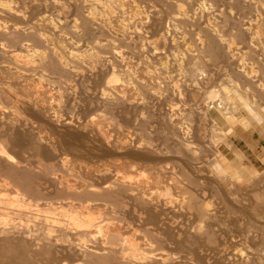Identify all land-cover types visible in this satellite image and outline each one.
I'll list each match as a JSON object with an SVG mask.
<instances>
[{
	"label": "rangeland",
	"instance_id": "rangeland-1",
	"mask_svg": "<svg viewBox=\"0 0 264 264\" xmlns=\"http://www.w3.org/2000/svg\"><path fill=\"white\" fill-rule=\"evenodd\" d=\"M110 1L113 4L116 2ZM133 1L144 10L147 18L144 25H137V28L132 26L128 30L131 38L127 47L115 38L119 16L114 14V20L113 17L110 20L115 29L112 28L108 37L116 46L121 47L124 54L121 63L104 53L102 60L96 63L97 66L94 63L91 68V64L87 62L86 65L80 64V72H86L83 67L90 66L88 74L65 75L63 77L67 80L61 78V81L56 82L58 84L47 80L40 83L36 80L38 73L34 72L32 77L35 73L37 75L34 78L27 76L32 71L27 72L25 81L22 80L24 78L20 81H15L14 78L12 81L13 76L8 78L10 74L1 69V66L8 65V60L0 55V99L3 100H0V145L14 165L32 169L35 176L40 177L36 178L40 181L37 184L43 189L41 197H46V200L38 201L39 209H44L45 201L62 203L65 194L57 195L55 192L64 188L65 184L80 186L86 181V184L92 182L100 189L105 183L112 184L115 173L131 175L130 168L140 173L134 177L139 180L145 195L153 197L151 190H156V181L160 183L163 194L160 201L144 207L132 199H126V208L118 212L112 211L103 201H94L98 204L92 211L97 216L99 214L102 218L106 217L109 224L112 223L116 228L114 232L118 237L111 238L110 228V231L104 228L102 233H106H101L102 236L98 235L93 241L83 237L85 240L81 238V242L65 229L66 217L62 229L58 223L46 222V214L41 211L39 213L33 208L26 211L17 207L13 210V207H8V215L0 216L4 219H0V229L6 231V234L0 232V264H95L96 261L88 256L90 250L103 252L105 246H111L121 256V240H127L128 237L139 243L141 251L148 248L154 250L152 255L157 257L155 261L153 257L154 262L150 260L148 264H264V101H258L253 86L258 80H264L261 63H258L262 37L259 35L260 39L256 37V40H251L249 35L239 38L238 33L244 26L237 16L226 18L227 9L222 0H187L191 19L180 23H174L168 18L161 1V4L158 0ZM45 2L46 0L22 2L26 5L24 14L28 24L37 22L46 10H53ZM127 2L123 8L133 19L137 15L133 12V17L129 7L131 5ZM71 7L64 1L63 22L79 16V12ZM50 10L47 11L48 14L52 13ZM66 22L63 27L66 26L62 27L64 32L61 31L65 36L60 37L61 32H58L56 37L70 50L78 48L79 52H84L85 47H81L79 43L77 47L70 42L75 38L66 29L70 28L67 25L69 21ZM206 23H210L226 42H232L234 56L215 60L205 52L204 44L199 45L205 40ZM26 26L28 27L25 25L24 28ZM16 36L20 41L23 39L22 42L44 49L41 43L25 33ZM0 37L2 47L7 50L15 49V44L12 43V48L5 36ZM148 41L155 43L148 44ZM203 52L206 57L202 56ZM242 64L250 71L247 72L251 75L250 82L239 75ZM113 67L118 71L125 69L123 79L128 83L130 91L127 94L129 100L123 105L109 104L99 99L101 93L107 92L105 81L110 77ZM63 80L64 83H61ZM137 83L147 84L156 95H151L145 89L141 92ZM211 90H216L218 95L212 100L205 99L207 92ZM1 105H4L2 109ZM33 110L35 113L31 112ZM223 113L232 116L226 119ZM96 114L103 119L99 126L90 121L93 116L97 118ZM169 116L172 119L171 129L162 122L163 118ZM92 127H97L96 131ZM100 127L104 128L102 131L105 130V138L101 140H105V143L102 142L104 144L97 136ZM37 132L46 138H43V143L36 137ZM123 135L127 136L126 139ZM15 137L22 139L21 144L17 145L13 141ZM121 139L126 140L125 149L120 147ZM73 142L79 145L78 149L73 146ZM185 143L191 144L189 152L185 149ZM49 152L53 153L50 155ZM3 159L0 158V166L5 164ZM1 173L0 184L3 179L6 182L2 188L3 197L17 194L16 197L21 198L20 189L15 188L11 179H6ZM166 197L173 199L167 205L164 204ZM182 200H185L186 205L181 203ZM194 203H208L210 215L205 218L199 214L193 208Z\"/></svg>",
	"mask_w": 264,
	"mask_h": 264
},
{
	"label": "bare ground",
	"instance_id": "bare-ground-1",
	"mask_svg": "<svg viewBox=\"0 0 264 264\" xmlns=\"http://www.w3.org/2000/svg\"><path fill=\"white\" fill-rule=\"evenodd\" d=\"M64 1H67L69 5H71L74 9L75 12H79L78 17L73 16L74 18L69 17L70 20L67 25H69L70 28V34L75 38V40L70 41L72 45H81V47H85L86 49L84 52H79V49L75 48V50H70L66 46H64V43H61L63 41H60L56 35L57 33L61 32L63 30L64 22L67 23L66 21L63 22V16L62 14L64 13ZM116 1L115 4L111 3L110 0H46L47 5L53 9L49 14L47 13L46 10L44 13H42L41 17L37 22H33L31 24H28L26 22V17L24 14V0H0V36L6 37L5 39H8L11 44H15V49H5L0 45V55L5 57V60L7 59L8 65L1 66V69L5 70L4 72H8L6 74H10L8 78L12 75L13 78L11 79L12 81L14 78L16 79L15 81H20L22 78L23 81H25V76H33L34 72L38 73L39 77L36 79L40 83L42 81L47 80L48 82H59L64 78L63 76L65 75H70L72 74L75 75H82V74H88L93 64L102 60L103 54L107 53L110 54L112 58L115 60H118L119 63H121L123 59V51L121 47H118L114 44L113 40L108 37L110 33H112V24H111V17L116 14L119 16V21L117 23V27L115 30L117 32L115 33L117 40L122 42L123 45L126 47L130 43V36H128V30L131 29L133 26L137 25H144V20L147 18L144 14V10H142L139 5L135 3L133 0H114ZM129 1L131 8V13H135L137 17L133 13V19L132 15H128L129 13L123 8ZM150 1V0H149ZM153 1V0H152ZM157 1V0H156ZM162 2V4L160 3ZM223 5H225L227 9V16L226 18H234L235 16L238 17L239 21H241L244 26L242 27L243 30L239 31L238 37L243 38L245 35H249L248 37L253 40H256V37H259L261 35L262 39V44L261 48L258 52V60L261 63L263 72H264V0H222ZM23 2V3H22ZM45 2V3H46ZM154 2V1H153ZM158 3L162 5V9L166 10V14L168 13V18L174 23L176 22H189L191 19V15L188 14V5H187V0H158ZM221 2V1H220ZM107 3V4H106ZM156 3V2H155ZM154 3V4H155ZM140 4V3H139ZM149 4V2H148ZM149 5L153 7V5ZM157 4V3H156ZM155 4V5H156ZM164 4V7H163ZM214 4V3H213ZM22 5V6H21ZM30 5V4H29ZM46 5V7H47ZM147 5V7L149 6ZM158 5V4H157ZM156 5V6H157ZM31 6H35L32 5ZM30 6V7H31ZM141 6V5H140ZM71 7V8H72ZM194 7V6H193ZM145 8V7H144ZM150 8V7H149ZM154 8V7H153ZM160 8V7H159ZM152 9V8H151ZM158 9V8H157ZM156 9V10H157ZM161 9V8H160ZM154 10V11H156ZM26 11V10H25ZM55 11V12H54ZM163 11V10H162ZM159 12V11H158ZM210 12V11H209ZM128 13V14H127ZM146 13V12H145ZM154 13V12H153ZM157 13V11L155 12ZM70 14V13H69ZM127 16H130L131 20H129ZM196 15V14H194ZM221 15V14H220ZM165 17V16H164ZM196 18V17H195ZM114 20V17H113ZM225 20V19H224ZM227 20V19H226ZM225 20V21H226ZM229 20V19H228ZM28 21V20H27ZM127 21V22H126ZM149 22V21H148ZM227 22V21H226ZM25 25L26 28H24ZM179 25V24H178ZM116 26V25H115ZM140 26V27H141ZM63 27V28H62ZM137 28V27H136ZM144 28V27H143ZM236 28V27H235ZM65 29V31H66ZM10 30V31H8ZM146 30V29H145ZM240 30V29H239ZM254 30V31H253ZM137 31V29H136ZM190 31V30H189ZM204 31H205V40H202L200 44H204L205 52H207L212 58L215 60H218L219 58L223 57H232L234 56L233 53V46L232 42L228 43L224 40V38L218 34L219 32L215 30V28L210 24L206 23L204 25ZM253 31V32H252ZM64 32V30H63ZM115 32V31H114ZM148 32V31H147ZM218 32V33H217ZM24 33L30 37L31 39L41 43V45L44 46V49H39L35 46H32L31 43L29 44L28 42H22L23 39L20 41L18 37L16 36L21 35ZM134 33V32H133ZM195 33V32H194ZM139 34V33H138ZM253 34V35H252ZM70 35V36H71ZM204 35V34H203ZM252 35V37H251ZM258 35V36H256ZM64 33H60V37H64ZM68 36V35H67ZM23 37V36H22ZM21 37V38H22ZM26 37V36H25ZM24 37V39H25ZM26 37V38H28ZM59 37V38H60ZM73 37H70L73 39ZM139 37V36H138ZM163 37V36H162ZM161 37V38H162ZM1 38V37H0ZM20 38V37H19ZM2 39V38H1ZM157 39V38H156ZM196 39V38H195ZM202 39V38H201ZM7 40V41H8ZM29 40V39H28ZM160 40V39H159ZM200 40V38H199ZM250 40V41H251ZM6 41V42H7ZM25 41V40H24ZM158 41V40H156ZM5 42V41H4ZM82 42V43H80ZM1 43V42H0ZM8 43V42H7ZM79 43V44H77ZM155 43L154 41H148V44H153ZM12 44V48L13 47ZM38 44V43H37ZM69 45V43H68ZM122 46V45H121ZM17 47V48H16ZM39 47V46H38ZM72 47V46H71ZM78 47V46H77ZM80 47V46H79ZM4 48V49H3ZM9 48V47H7ZM42 48V47H41ZM202 51V49L200 50ZM257 52V51H256ZM204 55V52L201 53ZM199 56V55H198ZM201 56V57H202ZM107 57V55H106ZM179 57V56H178ZM197 57V58H201ZM206 57V56H205ZM204 57V58H205ZM203 58V59H204ZM242 58V57H241ZM111 59V58H110ZM202 59V58H201ZM230 59V58H229ZM228 59V60H229ZM4 60V61H5ZM3 61V60H2ZM3 61V62H4ZM108 61V60H107ZM242 61V60H241ZM84 62V63H83ZM87 62L88 64H91V68L89 69V65H87L85 71L86 72H80L81 65L85 64ZM103 63V61H102ZM81 64V65H80ZM114 64V63H113ZM118 64V63H117ZM252 64V63H251ZM3 65V64H2ZM98 65V64H97ZM96 65V66H97ZM101 65V64H100ZM128 65V64H127ZM114 66V65H113ZM120 66V65H119ZM88 67V68H87ZM106 67V66H105ZM110 67V66H109ZM122 67V66H121ZM82 68V69H83ZM251 68V67H250ZM118 69V68H117ZM261 69V68H260ZM93 70V69H92ZM125 70V69H124ZM124 70H115L114 67L112 68L111 75L108 78L106 82V89L107 92L101 93L102 95L100 96L99 99H101L103 102H108L109 104H125L129 100L128 97V92L129 90V85L127 82L124 81L123 76H124ZM252 71V70H251ZM250 72L246 69L244 64L241 65V69L239 70V75L242 76L245 80H250L251 75H249ZM32 73V74H31ZM35 73L34 77H37ZM31 74V75H30ZM129 74V73H128ZM127 74V75H128ZM135 74V73H134ZM144 74V73H143ZM181 74V73H180ZM238 74V73H237ZM236 74V75H237ZM3 75V74H2ZM185 75V74H184ZM253 76V75H252ZM2 77V76H1ZM32 77V78H34ZM82 77V76H81ZM93 77V76H92ZM127 77V76H126ZM130 77V76H129ZM170 77V76H169ZM31 78V79H32ZM125 78V77H124ZM168 78V77H167ZM241 78V79H242ZM4 79V78H3ZM66 79V77L64 78ZM137 79V78H136ZM169 79V78H168ZM231 79V78H230ZM233 79V78H232ZM67 80V79H66ZM138 80V79H137ZM30 81V80H29ZM65 80H63L64 83ZM121 81V83H119ZM203 81V80H202ZM47 82V83H48ZM50 82V83H51ZM67 82V81H66ZM131 82V81H129ZM140 82V81H139ZM250 82V81H249ZM5 83V82H4ZM16 83V82H15ZM26 83V82H25ZM39 83V85H40ZM60 83V84H61ZM120 84V86L118 85ZM208 83V82H207ZM58 84V83H56ZM71 84V83H70ZM11 85V84H10ZM9 85V86H10ZM16 85V84H14ZM19 85V84H18ZM63 85V84H62ZM68 85V84H67ZM72 85V84H71ZM89 85V84H88ZM118 85V87H117ZM138 88L140 86L141 92L143 89H145L147 92L150 91L151 95H156L154 92L151 91V88L147 86V84L144 85V83H137ZM29 86V85H28ZM41 86V85H40ZM60 86V85H58ZM178 86V85H177ZM176 86V87H177ZM254 86V94L256 98L259 100L264 101V80L257 81ZM2 87V86H1ZM34 87V86H33ZM120 87V88H119ZM27 88V87H26ZM41 88V87H40ZM251 88V87H250ZM132 89V88H131ZM246 89V88H245ZM2 90V89H1ZM104 90V89H103ZM4 91V90H3ZM54 91V90H53ZM82 91V90H81ZM85 91V90H84ZM88 91V90H86ZM249 91V90H248ZM38 92V90H37ZM44 92V91H43ZM244 92V91H241ZM253 92V91H252ZM8 93V92H7ZM86 93V92H85ZM144 93V92H143ZM247 93V92H246ZM4 94V93H3ZM46 94V93H45ZM50 94V93H49ZM25 95V94H23ZM70 95V94H69ZM79 95V94H78ZM84 95V94H83ZM134 95V94H133ZM168 95V94H167ZM218 95V92L216 90H211L207 92L206 98L212 100ZM9 96V95H8ZM11 96V94H10ZM92 96V95H91ZM244 96V95H243ZM21 97V96H20ZM45 97V96H44ZM252 97V96H251ZM5 98V97H4ZM13 98V97H12ZM11 98V99H12ZM23 98V97H22ZM230 98V97H229ZM251 99V98H250ZM2 100V99H0ZM24 100V99H23ZM32 100V99H31ZM142 100V99H141ZM146 100V99H145ZM248 100V99H246ZM3 101V100H2ZM30 101V100H29ZM249 101V100H248ZM15 102V101H13ZM54 102V101H53ZM141 102V101H140ZM220 102V101H219ZM1 103V102H0ZM24 103V102H23ZM26 103V102H25ZM135 103V102H134ZM156 103V102H155ZM228 103V101H227ZM60 104V103H59ZM63 104V103H62ZM61 104V105H62ZM209 104V103H208ZM21 105V104H19ZM93 105V104H92ZM103 105V104H102ZM4 106V105H3ZM1 105V109L3 107ZM115 106V105H114ZM113 106V107H114ZM14 107V106H13ZM18 107V106H17ZM30 107V106H29ZM48 107V106H47ZM60 107V106H59ZM105 107V105H104ZM117 107V106H116ZM115 107V108H116ZM5 108V107H4ZM28 108V106H27ZM42 108V107H41ZM109 108V107H108ZM13 109V108H12ZM39 109V108H38ZM47 109H50L49 107ZM52 109V108H51ZM110 109V108H109ZM172 109V108H171ZM4 110V109H3ZM7 110V109H6ZM16 110V109H15ZM29 110V108H28ZM173 110V109H172ZM42 111V110H41ZM112 111V110H111ZM20 112V111H19ZM32 113L34 112L31 111ZM37 112V111H36ZM56 112V111H54ZM35 113V112H34ZM107 113V112H106ZM111 113V112H110ZM98 114V113H97ZM96 117L93 116L91 117L90 121L91 123H97L99 126L100 123L103 122V119L100 117V115H97ZM103 114V113H102ZM108 114V113H107ZM228 113H223V116L225 115L226 119H229L230 115H227ZM41 115V114H40ZM56 115V114H55ZM105 115V114H104ZM221 115V114H220ZM36 116V115H35ZM109 116V115H108ZM107 117V116H106ZM203 117V116H202ZM57 118H60L58 116ZM72 118V117H71ZM193 118V117H192ZM48 119V118H47ZM50 119V118H49ZM261 120L263 118H260ZM40 120V119H39ZM60 120V119H59ZM116 120V119H115ZM148 120V119H147ZM152 120V119H151ZM29 121V120H28ZM46 121V120H45ZM58 121V120H57ZM139 121V120H138ZM39 122V121H38ZM44 122V121H43ZM55 122V121H54ZM53 122V123H54ZM117 122V121H116ZM162 122L167 125L170 129L173 127L172 126V119L171 117L163 118ZM262 122V121H261ZM21 123V122H20ZM27 123V122H26ZM46 123V122H45ZM52 123V122H50ZM141 123V121H140ZM201 123V122H200ZM111 124V123H108ZM118 124V123H117ZM259 124V123H258ZM262 124V123H261ZM27 125V124H26ZM49 125V124H48ZM95 125V124H94ZM16 126V125H15ZM108 126V125H107ZM115 126V125H114ZM55 127V126H54ZM72 127V126H71ZM130 127V126H128ZM93 128V127H92ZM95 128V127H94ZM93 128V129H94ZM97 128V127H96ZM95 128V131H96ZM126 128V127H125ZM206 128V127H205ZM90 129V128H89ZM104 129V128H102ZM101 127L99 128V134L97 135L99 137V140L101 141L102 139L105 138L103 130L102 131ZM134 129V128H133ZM153 130V129H152ZM182 130V129H181ZM19 131V130H18ZM85 131V130H84ZM91 131V130H90ZM176 132V131H175ZM188 132V131H187ZM14 133V132H12ZM17 133V132H16ZM38 133V132H37ZM85 133V132H84ZM97 133V132H95ZM94 133V134H95ZM106 133V132H105ZM168 133V132H167ZM20 134V132H19ZM41 134V133H40ZM39 133L36 134V137L38 138L39 141H44L43 135L41 136ZM124 134V133H123ZM15 135V134H14ZM17 135V134H16ZM171 135V134H170ZM35 136V135H34ZM92 136V135H91ZM22 137V136H20ZM96 137V136H95ZM111 137V136H110ZM127 136L123 135V138ZM14 138V137H13ZM23 138V137H22ZM44 138V139H43ZM84 138V137H83ZM107 138V137H106ZM122 138V139H123ZM24 139V138H23ZM36 139V138H35ZM89 139V138H88ZM98 139V138H96ZM120 143V147H123L124 149L127 147L126 143V138L124 139L125 141H122ZM22 140V139H21ZM21 140L19 137H15L13 140L17 145L21 144ZM112 140V139H111ZM5 141V140H4ZM29 141V140H28ZM36 141V140H35ZM80 141V140H79ZM105 143V140H103ZM101 141V143L103 142ZM120 141V139H119ZM118 141V142H119ZM165 141V140H164ZM26 142V141H25ZM37 142V141H36ZM63 142V140H62ZM13 143V142H12ZM24 143V142H23ZM69 143V142H68ZM67 143V144H68ZM72 143V142H70ZM69 143V144H70ZM74 143V142H73ZM102 143V144H104ZM129 143V142H128ZM49 144V143H48ZM68 144V145H69ZM75 144V143H74ZM164 144V143H163ZM180 144V143H179ZM186 144V143H185ZM27 145V144H26ZM100 145V144H99ZM191 145V144H190ZM190 145L187 143L185 145V149L189 152L190 150ZM24 146V145H23ZM50 146V145H49ZM71 146V145H69ZM68 146V147H69ZM75 148L79 147V145H73ZM102 146V145H101ZM183 146V145H182ZM181 146V147H182ZM18 147V146H17ZM119 147V146H118ZM130 147V146H129ZM19 148V147H18ZM22 148V147H21ZM73 148V147H71ZM71 148H69L71 150ZM105 148V147H103ZM122 148V149H123ZM56 149V148H55ZM78 149V148H77ZM74 150V149H73ZM98 150V149H97ZM201 150V149H200ZM211 150V149H210ZM102 151V150H101ZM137 151V150H136ZM167 151V150H166ZM182 151V150H181ZM42 152V151H41ZM46 152V151H45ZM47 153V152H46ZM50 153V152H49ZM53 153V152H52ZM50 153V155L52 154ZM109 153V152H108ZM138 153V152H137ZM119 154V153H118ZM139 154V153H138ZM46 155V154H45ZM92 155V154H91ZM97 155V154H96ZM107 155V154H106ZM111 155V154H110ZM109 155V156H110ZM0 156L3 157L5 160V164H1L0 166V172L4 176H6V179H11L10 181L13 183V186L18 189H20L21 192V198L16 197L13 194L11 197H3L4 194L2 189L5 185L6 182L3 179L2 184H0V216H6L8 215L7 209L8 207H17V208H24L27 209H34L36 211H41L45 213L46 215L44 216V220L49 223L53 224H59L60 228L64 229V217L67 218L66 221V228L79 242H81V238H89V240L93 241L99 237L98 235H101L102 231L104 228L107 230H111L109 233L111 238H114L117 236L115 233L116 231L114 229L113 224L108 222V219L106 217L102 218L96 215L95 211L93 212L92 209H95L97 207L96 203L98 201H103L109 207H111L112 211H123L124 209V201L126 199H132L136 201L138 204L148 207L151 206L154 201L158 202L161 199V195H163L160 191L162 188L159 186V182L156 181L157 187L156 190H151L152 196H148L147 194L145 195V191L142 190L141 184L139 180H136V176L140 173L134 169L130 168L129 173L131 175H122L119 173H115V178L112 184H108L105 186L101 185L102 187L99 189L97 186H94V184H84L79 185H69L65 184L64 188H61V190H57V195L59 194H65L64 200L61 203L60 201L53 202V201H45L46 197L42 198L41 196V186L39 188L37 182L38 179L40 178L39 176H35V173L29 169L25 168H20L18 165H14L12 163L11 157L4 151L3 147L0 145ZM49 156V155H47ZM84 156V155H83ZM112 156V155H111ZM0 157V158H1ZM94 157V156H93ZM99 157V156H98ZM193 158V157H192ZM172 159V158H171ZM152 160V159H151ZM18 161V160H17ZM127 161V160H126ZM172 161V160H171ZM1 162V161H0ZM3 162V161H2ZM15 163V161H13ZM121 162V161H120ZM194 162V161H193ZM113 163V162H112ZM17 164V163H16ZM43 165V164H42ZM63 165V163H62ZM80 166V165H79ZM120 166V165H119ZM128 166V165H127ZM126 166V168H128ZM130 166V165H129ZM32 167V166H31ZM90 167V166H89ZM220 167V166H219ZM34 168V167H33ZM92 168V166H91ZM97 168V167H96ZM188 168V167H187ZM67 169V168H66ZM107 169V168H106ZM105 169V170H106ZM162 169V168H161ZM164 169V168H163ZM47 170V169H46ZM88 170V168H87ZM92 170V169H91ZM183 170V169H182ZM45 171V170H44ZM103 171V170H102ZM110 171V170H108ZM122 171V170H121ZM188 171V170H187ZM97 172V171H96ZM101 172V171H99ZM106 172V171H105ZM120 172V170H119ZM182 172V171H181ZM104 173V172H103ZM209 173V172H208ZM237 173V172H236ZM37 174V173H36ZM44 174V173H43ZM42 174V175H43ZM105 174V173H104ZM111 174V173H110ZM126 174V173H125ZM191 174V173H190ZM48 175V174H46ZM45 175V176H46ZM72 175V174H71ZM103 175V174H102ZM2 176V175H0ZM106 176V174H105ZM135 176V177H134ZM158 176V175H157ZM168 176V175H167ZM52 177V176H51ZM223 177V176H222ZM264 177V176H263ZM38 178V179H36ZM94 178V177H93ZM162 178V177H161ZM176 178V177H174ZM188 178V177H187ZM2 179V178H1ZM64 179V178H63ZM193 181V178H191ZM37 180V181H36ZM44 180V179H43ZM50 181V179L48 178ZM47 180V181H48ZM57 180V179H55ZM81 180V179H80ZM99 180V179H97ZM1 181V180H0ZM53 181V180H52ZM40 182V181H39ZM38 182V183H39ZM58 182V181H57ZM162 182V181H161ZM171 182V181H170ZM214 182V181H213ZM9 183V182H8ZM50 183V182H49ZM62 183V182H61ZM60 183V184H61ZM192 184V182H190ZM54 184V183H53ZM59 184V187H60ZM215 184V183H214ZM40 185V184H39ZM64 185V184H63ZM62 185V186H63ZM197 185V184H196ZM43 186V185H42ZM222 186V185H221ZM7 187V186H6ZM147 187V186H146ZM47 188V187H45ZM150 188V187H149ZM182 188V187H181ZM221 188V187H220ZM58 189V188H57ZM177 189V188H176ZM16 190V189H15ZM242 190V189H241ZM10 191V190H9ZM19 192V193H20ZM44 193V192H43ZM166 193V192H163ZM8 194V193H7ZM150 194V195H151ZM195 194V193H194ZM45 195V193H44ZM52 195V194H51ZM166 195V194H165ZM184 195V193H183ZM50 196V195H49ZM67 196V197H66ZM168 196V195H167ZM186 196V195H185ZM264 196V195H263ZM262 196V197H263ZM169 197V196H168ZM166 197L164 199V204L167 205L170 200H173L171 198ZM171 197V196H170ZM194 197V196H193ZM192 197V198H193ZM49 198V197H48ZM191 198V197H190ZM189 198V199H190ZM255 198V197H254ZM41 199H45V204H44V209H39V204L38 201ZM50 199V198H49ZM195 199V197L193 198ZM53 200V199H52ZM97 201V202H94ZM193 201V200H192ZM223 201V200H222ZM41 202V201H40ZM39 202V203H40ZM195 202V200H194ZM197 202V201H196ZM42 203V202H41ZM163 203V202H162ZM182 204L186 202L185 200L181 201ZM224 203V202H223ZM235 203V202H234ZM261 203V202H260ZM259 203V204H260ZM43 204V203H42ZM98 204V203H97ZM190 204V203H189ZM204 204V203H202ZM201 203H194L193 208L195 211H197L199 214L203 215L205 218L210 215V208L207 204L202 205ZM105 205V204H104ZM106 205V206H107ZM154 205V204H153ZM191 205V204H190ZM236 205V204H235ZM234 205V206H235ZM164 206V205H163ZM188 206V205H187ZM256 206H258L256 204ZM100 207V206H99ZM98 207V208H99ZM128 207V206H127ZM192 207V206H191ZM16 210H19L17 209ZM126 208V207H125ZM192 208V209H193ZM10 209V208H9ZM22 209V210H24ZM255 210V208H254ZM253 210V211H254ZM107 211V210H106ZM256 211V210H255ZM254 211V212H255ZM260 211V210H259ZM35 212V213H38ZM98 212V211H97ZM102 212V211H100ZM110 212V211H109ZM115 212V213H117ZM33 213V214H35ZM40 213V212H39ZM99 213V212H98ZM104 213V212H103ZM121 213V212H120ZM191 213V212H190ZM196 213V212H195ZM234 213V212H233ZM252 213V212H251ZM102 214V213H101ZM123 214V213H122ZM140 214V213H139ZM255 214V213H254ZM11 215V214H10ZM16 215V214H15ZM14 215V216H15ZM38 215V214H37ZM44 215V214H43ZM107 215V214H106ZM111 215V214H110ZM261 215V214H260ZM57 216V217H56ZM108 216V215H107ZM123 216V215H121ZM256 216V215H255ZM120 217V215H119ZM144 217V216H143ZM35 218V217H34ZM37 218V217H36ZM252 218V217H250ZM2 219V218H0ZM119 219V218H118ZM4 220V219H2ZM26 220V219H25ZM203 220V219H202ZM201 220V221H202ZM262 220V219H261ZM37 221V220H36ZM119 221V220H118ZM1 223V222H0ZM5 223V222H4ZM63 223V224H62ZM262 224V222H260ZM6 224V223H5ZM22 224V223H21ZM112 224V225H111ZM121 224V223H120ZM15 225V224H14ZM18 225V224H17ZM24 225V224H22ZM2 227V225H0ZM5 226V225H4ZM56 226V225H55ZM63 226V227H62ZM125 226V225H124ZM131 226V225H130ZM117 227V226H116ZM203 227V226H202ZM16 228V227H15ZM20 228V227H19ZM119 227H117L118 229ZM198 228V227H197ZM22 229V228H20ZM49 229V228H48ZM121 229V228H119ZM228 229V228H227ZM14 230V229H13ZM51 230V229H50ZM49 230V232H50ZM109 230V231H110ZM3 230L0 229V232ZM54 231V230H53ZM115 231V232H114ZM143 231V230H142ZM4 232V231H3ZM34 232V231H33ZM105 232V231H104ZM103 232V233H104ZM108 232V231H107ZM134 232V231H133ZM205 232V231H204ZM6 234V231L4 232ZM12 233H14L12 231ZM51 233V232H50ZM102 233V234H103ZM106 233V232H105ZM250 233V232H249ZM53 234V233H52ZM51 234V236H52ZM151 234V233H150ZM14 235V234H13ZM46 235V234H45ZM50 235V234H49ZM64 235V234H63ZM108 236V234H106ZM105 235V236H106ZM119 235V234H118ZM135 235V234H134ZM69 236V235H68ZM102 236V235H101ZM121 236V233H120ZM211 236V235H210ZM48 237V236H47ZM118 237V236H117ZM123 237V236H121ZM132 237V235H131ZM190 237V236H189ZM44 238V237H43ZM49 238V237H48ZM67 239V237H65ZM85 238V239H86ZM167 238V237H166ZM211 238V237H210ZM63 239V238H62ZM83 239V240H85ZM105 239V238H104ZM110 240V237L108 238ZM116 239V238H115ZM132 239V238H131ZM130 237L128 239H122L121 242L123 241L121 246V256H118L116 254V248H113L111 246H103L104 250L103 252H99L97 250L95 251H89V257L96 263L99 264H148V261H152L153 256V251L152 249L148 248V250L141 251V247L138 246L136 241L131 240ZM65 240V239H64ZM70 240V238H69ZM82 240V241H83ZM120 240V237L119 239ZM264 240V239H263ZM262 240V241H263ZM112 241V240H110ZM88 242V241H87ZM114 242V241H113ZM212 242V241H211ZM63 243V242H62ZM76 243V242H75ZM78 243V241H77ZM90 243V242H89ZM103 243V242H102ZM116 243V242H115ZM264 243V241H263ZM74 244V243H73ZM92 244V243H91ZM110 244H112L110 242ZM262 244V243H261ZM72 245V244H71ZM80 245V244H78ZM90 245V244H89ZM105 245V244H104ZM107 245V244H106ZM155 245V244H154ZM52 246V245H51ZM83 246V245H82ZM116 246V245H115ZM118 246V247H120ZM191 246V245H190ZM12 247V246H11ZM74 247V245H73ZM157 247V246H156ZM81 249V247H79ZM263 248V247H262ZM163 249V248H162ZM83 250V249H82ZM211 250V249H210ZM84 251V250H83ZM107 251V252H106ZM263 251V249H262ZM215 252V251H214ZM264 252V251H263ZM261 252V254L263 253ZM256 253V252H255ZM155 254V253H154ZM237 254V253H236ZM240 254V253H239ZM158 255V253L156 254ZM161 255V254H160ZM159 255V256H160ZM164 255V254H163ZM242 255V254H241ZM86 257V256H85ZM157 257V256H156ZM156 257L153 259L155 261ZM243 257V256H242ZM89 258V259H90ZM238 258V257H237ZM264 258V257H263ZM160 259V258H159ZM23 260V259H22ZM158 260V259H157ZM242 260V259H241ZM247 260V259H246ZM260 260V259H259ZM258 260V261H259ZM152 261V262H154ZM46 263V262H45ZM94 263V262H93ZM249 263V262H248ZM7 264V263H6ZM23 264V263H21ZM85 264V263H84ZM262 264V263H261Z\"/></svg>",
	"mask_w": 264,
	"mask_h": 264
}]
</instances>
